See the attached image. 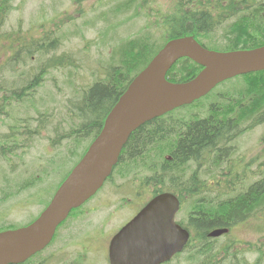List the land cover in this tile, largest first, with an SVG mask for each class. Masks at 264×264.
Instances as JSON below:
<instances>
[{"label":"rangeland","instance_id":"1","mask_svg":"<svg viewBox=\"0 0 264 264\" xmlns=\"http://www.w3.org/2000/svg\"><path fill=\"white\" fill-rule=\"evenodd\" d=\"M189 1V0H185ZM132 2V9L120 13L116 11L119 5ZM176 0H13L12 9L8 13L3 30L7 32H19L22 34L33 33L34 41L47 37L48 41L57 40L45 56L36 53H28L20 60L13 62V67L20 71L39 74L41 66L53 58L68 56L72 65L65 68L58 67L48 72L44 78V85L38 90L36 102L28 112L23 109L13 113L9 108L10 116L16 119L15 122L6 121L9 115L0 117V136L3 135L2 125L14 132L19 137V143L14 147L15 152L3 151L0 149V226L7 223V220L16 224L23 223L26 219L16 214L7 218V209L20 200L14 198L15 187L22 183L33 181L37 175L45 180L53 168L56 175L46 182H58L69 172L78 157L83 153L87 142L68 140L71 130L76 128L81 120L72 113V108L77 106L87 89L96 82L105 79L107 73L114 66L113 56L117 48L123 43L147 34H151L156 42L163 41L162 30H156V15L160 16L170 11ZM156 9L160 11H155ZM45 25L44 27H40ZM43 32H46L42 34ZM42 34V37L40 35ZM57 47L56 50L54 48ZM36 59L33 61L32 56ZM23 56V55H22ZM1 57V54H0ZM69 62V61H68ZM14 76L11 75L10 79ZM28 80L22 81L20 86L26 85ZM227 84V83H226ZM240 88V81L236 80L223 85L217 93L226 95L232 90ZM212 96V95H211ZM210 96V97H211ZM209 97V98H210ZM209 98L204 99L196 107L205 109L209 104ZM213 101H224L225 98L212 96ZM226 102L219 104H230ZM195 106V105H194ZM192 107V106H191ZM189 108V107H188ZM192 113L190 110H183ZM204 115L205 111H195ZM10 148L13 149L12 141ZM11 149V150H12ZM235 153V154H234ZM254 154H256L254 156ZM234 162L243 161L252 163L256 159L255 166L250 172H233V177L243 175L248 177L250 182H259L264 178V125L258 127L239 140L233 151ZM164 155L162 152L154 151L148 158L137 164L144 176L150 173H158L163 164ZM47 172L46 175L43 173ZM191 171L187 169H176L168 166L165 168L161 179V187L172 186L182 189L186 186ZM221 172L211 171L213 178L202 174L201 180H213L211 188L216 187V180ZM229 174L228 172H224ZM150 177H148L149 179ZM53 180V181H52ZM222 185L226 186V178L222 179ZM4 186L11 191L7 203L2 200ZM192 199L186 201L190 211ZM120 205H123L121 202ZM22 209V207H20ZM261 212V211H260ZM187 211L182 210L179 220L186 216ZM21 215V214H20ZM25 217L26 215L23 214ZM27 218V217H26ZM260 221L264 222L260 216ZM259 220L252 224H239L233 228L227 238L217 240L214 245L209 242L201 245L205 249L214 248L217 253V260L222 258L235 260L238 257L237 250L243 252L238 260L224 261L221 264H241L244 260L253 262L259 254H255L253 247L257 245L264 250V224L257 227ZM236 246L237 250L230 246ZM210 246V247H209ZM228 249L229 251L225 250ZM52 250L42 253L31 264H50L47 259ZM185 256L180 257L173 264H203L204 257L185 263ZM264 264V263H263Z\"/></svg>","mask_w":264,"mask_h":264},{"label":"trees","instance_id":"2","mask_svg":"<svg viewBox=\"0 0 264 264\" xmlns=\"http://www.w3.org/2000/svg\"><path fill=\"white\" fill-rule=\"evenodd\" d=\"M8 1L5 0V3ZM243 5L246 6L245 10L239 9ZM132 7V2H128L118 6L116 11H128ZM251 7L260 9L258 11ZM224 10L251 15V17L242 15L239 18V24L234 28L232 36L239 40L238 42H245L253 33L252 37L245 42V47L254 48L264 45V2L253 0L248 3L247 1L229 0ZM209 15L208 11L192 10L188 5H178L175 11L163 15L165 28L163 42L186 35L208 38L212 20ZM150 40V36L136 38L127 41L120 48V58L116 69L108 75V82L96 84L86 90L81 102L75 106L77 115L83 122L72 131L71 137L78 140L81 136L94 138L99 134L106 117L132 78L145 68L157 53V46ZM54 43H57L56 39L48 41L47 37L40 38L31 42L30 46H26V51L45 56ZM56 49L57 47L54 48ZM68 64L71 65V62H68L66 56L52 60L53 68L68 66ZM200 69L190 60H182L169 72L168 79L179 83L189 81ZM237 79L240 81V88L239 86L236 88L238 91L226 94L224 96L226 100L219 101L224 104L231 102L226 106L227 109L223 106L224 104L218 103L220 109H216V117L195 122L185 134H175L178 136L173 150L175 166L189 161H194L198 166V170L191 178L192 189L190 190L188 186L190 193L181 195L184 202L192 199L191 207L194 213L190 217V226L198 231L195 237L197 244L201 242L208 244L210 242L208 235L213 229H229L249 221L254 216L258 217V213L264 211V178L244 188L246 178L243 175L233 177V171H243L244 168L237 167L236 162L232 160L235 150L233 142L241 135L264 125V72L243 75ZM34 85L38 86L39 80H36ZM238 104L242 105L239 110ZM165 117L155 119L134 132L124 148L122 157L125 152L129 155L127 159L137 157L144 146L154 144L159 137L172 142L174 134L167 125ZM218 148L221 150L217 151ZM11 149L9 148L10 152ZM207 157L209 165L206 166L205 173H211V170L221 172L216 180L217 188H211L200 178L202 170L200 165ZM228 159L230 165L225 167ZM224 172L230 173L225 174ZM207 175L210 178L214 177L211 174ZM225 178L226 186L221 184L222 179ZM231 184L234 186H230ZM239 184L241 186L236 187ZM162 192L163 190H158L157 194ZM208 250L214 251V248L211 247ZM207 264H217L216 258L212 257Z\"/></svg>","mask_w":264,"mask_h":264},{"label":"water","instance_id":"3","mask_svg":"<svg viewBox=\"0 0 264 264\" xmlns=\"http://www.w3.org/2000/svg\"><path fill=\"white\" fill-rule=\"evenodd\" d=\"M182 57L192 59L204 71L185 84L167 82L168 70ZM263 70L264 47L222 54L203 48L191 37L168 43L120 98L101 134L42 216L27 228L0 234V264L24 263L48 245L70 211L94 195L111 175L130 136L146 122L208 94L232 77ZM179 208V200L171 194L156 197L120 232L113 246L119 247L130 237H137L142 239L143 253L148 254L153 264L171 259L184 249L190 237L174 224ZM159 223H165V227L159 228ZM226 232L214 231L210 237ZM113 264L124 263L113 260Z\"/></svg>","mask_w":264,"mask_h":264},{"label":"flooded vegetation","instance_id":"4","mask_svg":"<svg viewBox=\"0 0 264 264\" xmlns=\"http://www.w3.org/2000/svg\"><path fill=\"white\" fill-rule=\"evenodd\" d=\"M128 156V153L125 152L120 165L133 160L124 159ZM139 183L137 181H123L120 177L111 180L103 191L104 195L98 197L92 204L76 212L68 219L59 230L54 244L61 239L60 249L64 251L63 258L70 257L68 253L71 249L79 251L78 257L71 258L69 264H110L108 251L112 238L142 210L148 201L149 190L145 183H141L142 189L140 192L136 191ZM129 188H132L135 194L140 197L137 198L136 202L129 204V209L132 210L131 213H125L123 217L119 218H115L113 214L108 216L98 215L101 210L115 207L119 197L126 193ZM38 193L39 195H49L51 189L47 188ZM9 211H13V209H7L5 215ZM20 214L21 212L18 211L17 215ZM103 255H105V258L101 259Z\"/></svg>","mask_w":264,"mask_h":264},{"label":"bare ground","instance_id":"5","mask_svg":"<svg viewBox=\"0 0 264 264\" xmlns=\"http://www.w3.org/2000/svg\"><path fill=\"white\" fill-rule=\"evenodd\" d=\"M46 220H49V219H46ZM46 220H45V221H46ZM45 221H44V222H45ZM44 222H43V223H44ZM208 237H209V235H208Z\"/></svg>","mask_w":264,"mask_h":264}]
</instances>
